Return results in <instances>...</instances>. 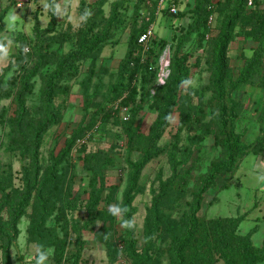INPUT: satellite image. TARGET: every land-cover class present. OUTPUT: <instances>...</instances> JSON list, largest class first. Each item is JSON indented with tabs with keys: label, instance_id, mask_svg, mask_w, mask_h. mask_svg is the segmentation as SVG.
I'll list each match as a JSON object with an SVG mask.
<instances>
[{
	"label": "trees",
	"instance_id": "trees-1",
	"mask_svg": "<svg viewBox=\"0 0 264 264\" xmlns=\"http://www.w3.org/2000/svg\"><path fill=\"white\" fill-rule=\"evenodd\" d=\"M129 1L115 0L111 5L110 18L118 19L121 9ZM168 1L165 0L163 3ZM214 1L217 0H194L189 11L192 22L177 38L176 46L174 48L171 46L168 76L161 84L157 83V64L154 67L151 58L155 57L156 53L153 38L149 42L147 60H143V49L139 44V37L148 26H144L140 31L131 30L126 54L119 65L117 80L110 87L107 99L110 103L120 101V108L133 105L128 111L129 118L123 120L121 125L128 138V152L138 153L139 158L130 164L123 199L119 205L123 210L121 216L127 227L126 235L122 239V249L117 251L109 235L104 239L111 264L119 260V253L129 258L132 264H160L162 256L156 252V238L166 224L163 211L165 200L174 188L180 193L188 189L198 159L193 160L191 166L185 168L181 176L174 173L170 179L161 181L162 191L153 197L144 220L142 251L138 250L134 237L136 224L133 217L137 209L133 201L141 192L139 183L143 170L148 163L167 150L159 143L176 113H179L180 121L174 135L175 141L168 152L173 169H177L179 165H186L192 155V147L199 151L201 143L209 135L213 136L219 154L211 162L207 174L196 183L191 192L192 201L187 212L177 222L167 226L170 245L166 253L170 264L220 262L264 264V230L262 243L257 246L253 242L254 236L258 234L257 226L246 235L238 234L241 217L207 218L199 215L203 194L216 188L220 177L234 174L239 168L240 161L250 154V149L244 145L242 136L236 131V123L245 116L246 107L232 94L247 86L264 88V10H260V5H264V1L251 0V6L248 5L249 0H218L217 3ZM57 2L58 0L48 1L50 23L47 28H42L39 20H35L34 43L31 48H25L26 43L23 40H16V68L12 76L6 80L4 75H0V103L12 98L16 107L11 121L8 148L30 157L32 161L31 168L25 172L22 189L13 187L11 166H5L0 161V249L3 251L5 264H10L11 245L20 233L18 228L20 220L26 216L30 207L32 209L28 229L30 239L38 242L39 248L53 246L54 261L61 264L65 255L66 240L60 239L54 229L46 226V219L56 211V203L59 200V190L62 186L60 165L67 159L78 141L85 139L88 134V139L91 138L98 129V119L105 117L108 120L120 110L113 106L95 112L85 129L81 128L68 138L61 159L55 160L54 164L46 167L41 174L38 155L42 139L50 129L60 123L62 117L60 108L55 104L56 97L69 94L70 82L78 77L80 64L90 58L95 61L101 47L114 38V34L106 28L108 18L101 12V6L107 0H100L87 7L85 21L74 35L75 49L69 53L59 54L53 49L54 46L63 45L69 37L56 32L59 18ZM136 9L138 11L140 7L137 6ZM213 15L216 17V34L212 36L210 43V77L206 86L207 91L211 92V97L206 105L202 103L193 105L190 97L183 94L191 78L189 62L194 57V53L185 47L189 43H195L197 49L203 48L204 41L210 33L208 21ZM4 18L0 11V45L6 46V41L1 36L5 31ZM238 29L241 30L240 34ZM242 34H245V39L253 41L256 47L252 49L250 56L245 57L238 73H235L230 65L229 51L232 43ZM160 47L165 48V43ZM141 49L142 52L139 54ZM2 55L0 54V57ZM51 66H54L53 70L43 72ZM37 76H41L40 103L35 109V115H32L27 106V99L33 93L34 79ZM185 81L188 83H184ZM138 94L141 96L139 100ZM146 97L152 101L151 106L156 110L157 116L148 132L142 133L135 127V122L143 110ZM258 122L261 136L257 138V146L252 152L264 155V105L259 112ZM188 126L198 133L190 136L189 144L181 148L180 137ZM84 143L80 145L83 146ZM82 161L84 169L89 174V197L84 204L85 210L89 213V221L82 229L89 230L100 204L111 201V191L115 187L106 186L105 172L114 161L111 152L105 150L90 153L84 156ZM227 189V185L222 188ZM106 190H109V193L105 195ZM79 199L80 195H77L71 200L70 207L76 209ZM4 211H7V219L3 218ZM80 249L82 247L74 255L72 264H80L82 251Z\"/></svg>",
	"mask_w": 264,
	"mask_h": 264
},
{
	"label": "rangeland",
	"instance_id": "rangeland-1",
	"mask_svg": "<svg viewBox=\"0 0 264 264\" xmlns=\"http://www.w3.org/2000/svg\"><path fill=\"white\" fill-rule=\"evenodd\" d=\"M48 1L0 0V11L5 17V31L1 36L6 41L7 52L6 55L0 57V75H4L6 80L12 76L16 68V40H23L26 43L25 48H31L34 43L35 20L38 19L40 26L44 29L49 26ZM98 1L100 0H58L56 8L59 18L56 32L69 37V40L63 45L54 46L53 49L57 50L59 54L69 53L75 49L74 35L81 29L85 21L86 9ZM114 1L107 0L101 6V12L108 18L106 28L114 34V38L101 47L95 61L90 58L80 64L78 77L70 82L69 94L58 96L55 99V104L60 108L62 117L60 123L50 129L42 139L38 155L41 174L46 167L54 164L55 160L61 159L68 138L81 128L85 129L95 112L113 106L120 109V101L108 102L107 93L117 80L119 65L126 54L131 30L140 31L144 26L154 30L152 40L156 53L155 57L151 58L155 67L160 57L166 52L169 59L171 46L173 48L176 46L177 38L188 29L192 22L189 11L193 7L194 0H169L165 3L162 0H130L121 9L118 19L110 18L111 5ZM217 2L218 0L214 1V3ZM173 5L177 8L176 13L171 11ZM137 6L140 7L138 11ZM215 21L209 25L210 33L204 41L203 48L197 49L195 43H189L185 47L186 50L194 53V57L189 62L191 78L189 84L185 86L183 94L185 97H190L189 100L193 105L200 103L206 105L211 97V92L207 91L206 86L210 77V43L212 36L216 34ZM240 32L241 30H239V34ZM244 36L245 34L240 35L239 39L232 43V48L229 51L230 65L235 73H238L244 64L245 57L250 56L252 49L255 48L253 46H256ZM160 43H165L166 47L161 48ZM240 46L244 49L241 56H239ZM141 52L142 49L139 54ZM147 56L148 52L146 55H143L142 52L143 60H147ZM53 68L54 66L48 67L43 72H49ZM166 69L165 74L167 75ZM162 81L157 79L158 84H161ZM40 86L41 76H37L34 79L33 93L27 99V106L32 115H35V109L40 103ZM232 95L246 107L245 116L236 123V131L242 136L244 145L250 149V154L240 161L239 168L234 174L220 177L217 187L203 194L199 215L207 218L241 217L242 222L237 229L238 234L246 235L257 226L258 234L254 236L253 242L259 246L262 243V231L264 230V155H256L252 151L257 146V138L261 136L258 116L264 105V88L247 86ZM140 97L138 94L137 100ZM151 104L152 101L146 97L143 110L136 118L135 127L142 133L148 132L157 116V112ZM132 107L133 105L128 106L127 112ZM15 110L12 98L0 103V161L5 166H11L13 187L22 189L25 172L31 168L32 161L30 157H25L20 152L8 148V139L12 130L11 121ZM123 116H125V112L121 109L108 120L105 117L98 119V129L95 130L91 138L86 140L83 146L80 145L82 143H76L67 159L60 165L62 186L59 190V200L56 203V211L46 219V226L54 229L60 239L66 240L65 255L61 264H72L74 255L79 252L80 247H82L80 249L82 250L80 264H111L104 243L106 235H109L113 240L118 252L122 249V239L126 235L127 227L121 214L113 216L108 209L110 206L121 204L130 164L139 158L138 153H129L127 150L128 138L121 125ZM208 120L209 117L206 118V121ZM179 121V113H176L159 143L167 150L147 164L139 183L141 192L133 201V205L137 209L133 217V222L136 224L134 237L138 250L142 251L144 249L142 236L144 220L153 197L158 196L162 191L161 181L170 179L174 173L181 176L185 172L184 169L189 168L192 161L198 159L192 171L188 189L184 193H180L174 188L171 195L165 200L163 211L166 224L156 238V252L161 253L162 256L160 264H170L166 253L170 245V238L166 232L167 226L177 222L187 212L189 203L192 201L191 192L196 183L207 174L211 162L219 154V148L215 146L213 136L209 135L201 143L199 151L192 147L193 152L186 165H179L177 169H173L168 152L175 141L174 135L177 132ZM197 133L192 127H186L181 134L179 146L181 148L187 146L189 137ZM98 150L111 152L114 164L105 172V182L106 186H113L115 189L111 191V201L100 204L94 222L90 224V229L86 230L82 228L89 221V213L84 208L89 197V174L84 169L82 158ZM226 185L228 189L222 190ZM108 193L109 190H106L105 195ZM77 195H80V199L76 209H73L69 202L74 200ZM31 213L30 207L26 216L20 220L18 226L20 233L10 248V264H34V257L40 245L30 239L28 232ZM7 217V211H4L3 218L7 219ZM80 228L81 230H79ZM80 242L83 244L81 245ZM46 248L51 250L47 264H56L54 247ZM119 257L115 264H132V261L125 255L119 253ZM4 262L3 251L0 249V264H5Z\"/></svg>",
	"mask_w": 264,
	"mask_h": 264
},
{
	"label": "built area",
	"instance_id": "built-area-1",
	"mask_svg": "<svg viewBox=\"0 0 264 264\" xmlns=\"http://www.w3.org/2000/svg\"><path fill=\"white\" fill-rule=\"evenodd\" d=\"M165 0H162V2H164ZM249 6L252 5V1L249 0V3H248ZM171 11L172 13H176L177 12V8L176 6H172L171 8ZM215 20V15L211 16L209 18V25L213 24ZM153 35H154V30L152 28H148L144 33L141 34V36L139 37V44L141 45L142 49H143V55H146L147 51H148V46H149V42L150 40L153 38ZM166 56V57H165ZM168 55H167V52L165 54H163L159 61L157 62V79L158 80H165V78L168 76V72H167V75L165 74V69L167 68L168 66V63H169V59L167 58ZM167 71V69H166ZM162 81V83H163ZM117 109V107L115 108ZM123 110L125 112V116H123V120H127L129 118V114L127 112V109L126 108H120V110ZM89 137V134L86 136L85 139L83 140H80L78 141V143H84L86 142V140L88 139Z\"/></svg>",
	"mask_w": 264,
	"mask_h": 264
},
{
	"label": "clouds",
	"instance_id": "clouds-1",
	"mask_svg": "<svg viewBox=\"0 0 264 264\" xmlns=\"http://www.w3.org/2000/svg\"><path fill=\"white\" fill-rule=\"evenodd\" d=\"M87 15V13H85ZM0 54L6 55V46L5 45H0ZM184 83H188V81H185ZM108 211L110 212L111 215L113 216H118L119 214L122 213V209L117 205V206H110ZM51 255V250L41 246L34 257V264H47V261L49 260V257Z\"/></svg>",
	"mask_w": 264,
	"mask_h": 264
},
{
	"label": "crops",
	"instance_id": "crops-1",
	"mask_svg": "<svg viewBox=\"0 0 264 264\" xmlns=\"http://www.w3.org/2000/svg\"><path fill=\"white\" fill-rule=\"evenodd\" d=\"M261 2L264 0H260ZM260 10H264V5H260ZM239 39V38H238ZM251 44H254V42L252 41ZM256 45V44H255ZM256 47V46H253ZM232 48V45L230 46V49ZM244 53V49L240 46L239 48V56H241Z\"/></svg>",
	"mask_w": 264,
	"mask_h": 264
}]
</instances>
